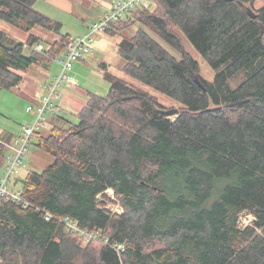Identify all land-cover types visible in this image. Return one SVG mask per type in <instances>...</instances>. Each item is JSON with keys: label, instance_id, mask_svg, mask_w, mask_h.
Masks as SVG:
<instances>
[{"label": "trees", "instance_id": "trees-1", "mask_svg": "<svg viewBox=\"0 0 264 264\" xmlns=\"http://www.w3.org/2000/svg\"><path fill=\"white\" fill-rule=\"evenodd\" d=\"M152 1L153 11L137 9L106 33L139 21L179 53L143 29L118 45L124 72L181 104L179 116L161 115L156 98L105 71L109 95L90 93L78 123L56 116L37 144L53 163L27 174L19 201H1L0 264H264V6ZM36 3L0 0V19L30 34L21 42L0 31V93L21 85L33 66L59 59L73 40L62 36L49 51L26 54L27 44H41L35 27L63 31ZM177 30L217 71L213 81L201 76ZM7 155L0 146V168ZM109 190L121 213L106 209ZM245 213L255 218L246 227ZM65 219L124 244L122 260L104 243L85 244Z\"/></svg>", "mask_w": 264, "mask_h": 264}, {"label": "rangeland", "instance_id": "rangeland-1", "mask_svg": "<svg viewBox=\"0 0 264 264\" xmlns=\"http://www.w3.org/2000/svg\"><path fill=\"white\" fill-rule=\"evenodd\" d=\"M114 3L115 0H37L35 9L62 23L63 31L58 35L47 32L40 27H35L33 33L40 37L42 40L41 44L45 48L50 46L54 40L61 39L62 36L69 35L72 38L83 37L89 33L90 27L93 24L99 22L108 13ZM149 5V9L145 10L153 11L155 3L150 0ZM262 6H264V0H258L254 4L255 9H259ZM140 29L146 31L174 57L177 59L181 58L175 49L139 21H136L134 25L121 31L116 36H111L107 33L98 34L95 39L94 51L87 54L83 60L76 61L73 64V68L68 72L72 78H75L77 83L76 87L62 86L56 93L59 98H52L51 104L54 110L45 115L48 122L46 120V127L39 130L41 137L51 135L53 124L49 120V116L52 114L65 118L69 122L78 123L77 115L84 105L87 104L90 93L101 97H107L109 95L111 85L105 80V71L149 93L156 98L163 107V110H180L181 104L153 88L144 85L140 81L127 75L123 70L125 60L118 52V45L124 39L133 38ZM0 31L5 33L12 41L26 42L30 35L1 19ZM177 32L181 35L186 51L200 64L201 76L208 81H213L217 71L211 68L185 36L178 30ZM27 46L30 45L27 44ZM30 51L26 50L25 53L29 54ZM61 70L62 68L58 59L50 64L33 66L23 74L24 80L21 85L11 90H3L0 93V129L14 136H18L24 126L29 124L30 121H34V112H27V109L32 107L35 112L38 110L43 98L49 96V91L45 89V86L52 84L56 76L60 75ZM245 76L246 74H241L235 79H232L229 83L231 88H237L244 81ZM70 99L71 101L69 102ZM68 102H74L73 106L69 107ZM79 108L81 110L77 113ZM176 118L177 116H174L169 119L174 121ZM38 142L39 138L35 135L23 165L19 169V173L11 180L12 184L13 182H17L13 188L14 191L20 190L22 180L29 172L41 173L54 161L52 156L38 149ZM4 168L5 164L0 168V175L3 173ZM107 194L109 195V201L105 205L106 209L113 214L121 213L122 208L119 199L115 196L113 197L112 193L107 192ZM252 219L253 217L251 215L243 214L240 217L241 225H251Z\"/></svg>", "mask_w": 264, "mask_h": 264}, {"label": "built area", "instance_id": "built-area-1", "mask_svg": "<svg viewBox=\"0 0 264 264\" xmlns=\"http://www.w3.org/2000/svg\"><path fill=\"white\" fill-rule=\"evenodd\" d=\"M149 3L150 0H115V3L108 13L99 22L90 27L89 33L83 37L73 38L65 53L58 59L62 68L61 73L56 76L52 84L45 86V89L49 91V96L43 98L38 110L35 112L32 107L27 109V112H34V121L23 127L19 139L15 142L13 140L7 142L0 129V146H4L8 149L5 168L0 175V203L4 198H10L13 199V201L20 200V192H15L11 189V180L19 173V169L23 165L24 159L29 152L33 138L39 130L46 127L47 119L45 115L54 110L51 100L53 97L59 98V96L56 95L58 89L62 86L76 87L77 83L75 78H72L68 74L73 68V64L76 61L83 60L87 54L94 51L95 39L98 34L106 33L113 24L126 20L130 13L137 9H149ZM26 49L44 53L45 51H49L50 47L45 48L42 44L37 43L32 46H26ZM108 192L112 193L114 197V192L112 190ZM46 219L49 220L50 216H47ZM253 219L251 221L252 223L255 221ZM63 221L67 229L72 233L79 234L85 244L91 241L104 243L111 247L122 260V255L126 250L124 244L112 242L101 230L90 231L82 229L78 223L70 219H65ZM246 226L248 225H244V227Z\"/></svg>", "mask_w": 264, "mask_h": 264}, {"label": "crops", "instance_id": "crops-1", "mask_svg": "<svg viewBox=\"0 0 264 264\" xmlns=\"http://www.w3.org/2000/svg\"><path fill=\"white\" fill-rule=\"evenodd\" d=\"M45 39H48V38H45ZM54 41H56V40H54ZM54 41H53V42H54ZM48 47H50V46H48ZM70 101H71V99L69 100V102H70ZM69 102H68L69 107L73 106L74 102H73V103H69ZM85 104H86V102H85ZM84 106H85V105H84ZM80 110H81V108H79V109L77 110V113H78ZM56 116H57V115H56ZM56 116H55L54 114H52L51 116H49V120L51 121L52 124L56 121ZM33 120H34V115H33ZM32 122H33V121H32ZM32 122L30 121L29 124H31ZM47 122H48V119H47ZM29 124H27V125H29ZM27 125H26V126H27ZM22 129H23V128H22ZM21 132H22V131H21ZM21 132L18 134V136H14L13 134H11V133H9V132H5V131H3V130L1 129V133H2V135L11 138L14 142H15L16 140L19 139V137H20V135H21ZM39 134H40L39 132L36 134V135L38 136V138H40V135H39Z\"/></svg>", "mask_w": 264, "mask_h": 264}, {"label": "water", "instance_id": "water-1", "mask_svg": "<svg viewBox=\"0 0 264 264\" xmlns=\"http://www.w3.org/2000/svg\"><path fill=\"white\" fill-rule=\"evenodd\" d=\"M248 13L254 19H256L258 17L251 8H248ZM160 113H161V115H163L167 118H171L174 116L178 117L180 114V110L179 109L160 110ZM253 220H255V218Z\"/></svg>", "mask_w": 264, "mask_h": 264}]
</instances>
